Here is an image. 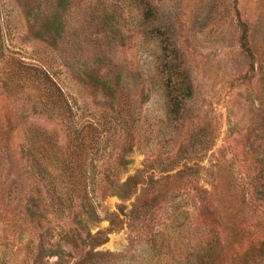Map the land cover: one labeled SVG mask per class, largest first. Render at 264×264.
Listing matches in <instances>:
<instances>
[{
	"label": "rangeland",
	"instance_id": "obj_1",
	"mask_svg": "<svg viewBox=\"0 0 264 264\" xmlns=\"http://www.w3.org/2000/svg\"><path fill=\"white\" fill-rule=\"evenodd\" d=\"M8 113L0 264H264V0H0Z\"/></svg>",
	"mask_w": 264,
	"mask_h": 264
},
{
	"label": "trees",
	"instance_id": "obj_2",
	"mask_svg": "<svg viewBox=\"0 0 264 264\" xmlns=\"http://www.w3.org/2000/svg\"><path fill=\"white\" fill-rule=\"evenodd\" d=\"M17 71L16 68H8L6 70H4L3 74H5V80L8 81V82H11L12 79L9 78V76L13 73ZM10 114L8 113V115H4V121L0 122V140L2 141V149H3V153L4 155L7 154V139H9V134H10V130H12V125L10 124L9 122V116ZM39 145H42V144H39ZM32 160V164L33 162L36 163V166L37 168H39V159L38 157H33V159L31 158ZM41 247H37L36 249H34V251L31 253V257L32 259L30 260V263L29 264H43V258L44 256H50V255H53V254H56L57 256H60L61 253L57 251H54V249H49L48 251H42L40 249ZM56 250V249H55ZM56 262H57V259H56ZM55 263V262H54Z\"/></svg>",
	"mask_w": 264,
	"mask_h": 264
}]
</instances>
